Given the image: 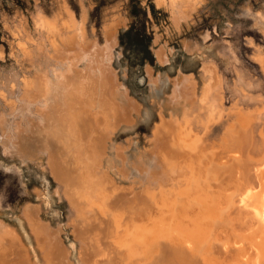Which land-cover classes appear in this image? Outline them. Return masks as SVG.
Here are the masks:
<instances>
[{"label": "bare ground", "instance_id": "obj_1", "mask_svg": "<svg viewBox=\"0 0 264 264\" xmlns=\"http://www.w3.org/2000/svg\"><path fill=\"white\" fill-rule=\"evenodd\" d=\"M197 2L155 0L174 28L189 19ZM72 18L67 33L44 21L47 37L21 50L46 69L0 76L6 110L0 113V144L26 159L46 158L74 212L78 264H264V135L255 159L247 148L248 114H237L218 150L207 148L195 130V123L205 120L200 128L206 130L218 120L211 98L219 82L215 68L201 69L199 93L192 75L177 74L159 103L152 138L126 153L112 136L121 124L135 121L140 107L111 67L120 24L103 27L99 44ZM156 46L155 60L164 65L168 48ZM21 217L32 247L0 221V264H72L62 228L51 227L31 204Z\"/></svg>", "mask_w": 264, "mask_h": 264}, {"label": "rangeland", "instance_id": "obj_2", "mask_svg": "<svg viewBox=\"0 0 264 264\" xmlns=\"http://www.w3.org/2000/svg\"><path fill=\"white\" fill-rule=\"evenodd\" d=\"M197 1L189 19L174 28L168 11L158 7L155 0H0V76L46 69L35 55L21 52L32 49L35 42L47 37L44 21L53 24L58 32H72L68 23L72 15L74 23L79 22L78 27H83L86 37L96 39L99 44L104 39L103 27L114 21L120 24L119 28L127 24L126 30L117 35L111 67L140 111L132 124H121L114 132V146L123 147L126 153L142 149L152 138L154 126L158 124L159 103L169 93L172 80L179 73L192 75L199 93L205 82L201 69L207 66L215 68L214 76L219 81V87L211 95L219 115L215 118L218 120L209 123V129L200 128L205 120L195 123L196 132L203 136L207 148L218 150L224 131L233 126L239 113L248 114L252 117L248 138L252 139V145L247 148L253 151V154L249 151L251 157L257 159L264 135V0ZM147 19L156 32L153 40L159 38L151 51L146 32L142 34L140 30V22ZM142 25L144 28L145 24ZM156 45H165L170 50L167 49L168 61L159 64L160 67L152 62ZM146 67H150L151 76L145 72ZM154 79L159 87H154ZM5 111L0 97V113ZM202 112L196 111L194 115ZM1 145L0 221L18 230L32 247L31 234L21 214L27 204L38 206L46 223L62 228L60 235L71 262L78 264L79 241L73 237L70 225L74 212L50 175L46 158L26 159L9 144L6 150ZM116 178L119 184H124L121 186L128 185Z\"/></svg>", "mask_w": 264, "mask_h": 264}, {"label": "water", "instance_id": "obj_3", "mask_svg": "<svg viewBox=\"0 0 264 264\" xmlns=\"http://www.w3.org/2000/svg\"><path fill=\"white\" fill-rule=\"evenodd\" d=\"M151 5L153 7L155 6L154 3H151ZM144 22H145L144 23L145 24L144 25V31L146 32V36H147V39H148V44L152 46V48L150 49V51H151L155 47V45L153 44V39L155 37V33L156 32H155L154 29H152V26H151L150 21L148 19L145 20ZM126 28H127V24H126V27L125 28H119L117 30V35H119L121 33V31L126 30ZM116 39L118 40V37L117 36H116ZM152 62L154 64V66L160 67V65L156 62L155 56L153 55V53H152ZM146 68H149L150 69V67H146ZM146 68H145V72H146Z\"/></svg>", "mask_w": 264, "mask_h": 264}, {"label": "trees", "instance_id": "obj_4", "mask_svg": "<svg viewBox=\"0 0 264 264\" xmlns=\"http://www.w3.org/2000/svg\"><path fill=\"white\" fill-rule=\"evenodd\" d=\"M142 24H144L143 21L140 22V30H141V32H142V34H143V32H144V28H143V25H142Z\"/></svg>", "mask_w": 264, "mask_h": 264}]
</instances>
